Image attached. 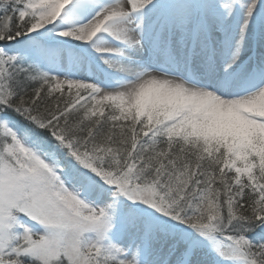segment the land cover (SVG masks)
<instances>
[{
    "label": "snow or ice",
    "instance_id": "obj_1",
    "mask_svg": "<svg viewBox=\"0 0 264 264\" xmlns=\"http://www.w3.org/2000/svg\"><path fill=\"white\" fill-rule=\"evenodd\" d=\"M0 264H264V0H0Z\"/></svg>",
    "mask_w": 264,
    "mask_h": 264
}]
</instances>
